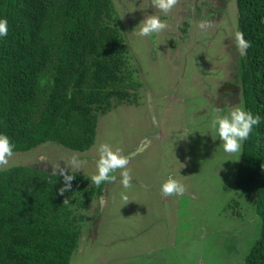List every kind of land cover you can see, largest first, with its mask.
Masks as SVG:
<instances>
[{"label":"rangeland","instance_id":"374dc122","mask_svg":"<svg viewBox=\"0 0 264 264\" xmlns=\"http://www.w3.org/2000/svg\"><path fill=\"white\" fill-rule=\"evenodd\" d=\"M112 1L139 90L98 115L89 150L45 143L14 152L0 167L64 168L91 179L99 144L127 157L129 185L120 169L101 184L69 264H242L258 221L244 203L234 209L244 200L235 183L241 152L224 153L210 127L217 110L242 104L235 1L176 0L167 13L152 0ZM151 14L166 27L142 37L135 27ZM73 156L83 161L79 170L69 163ZM170 176L183 193H159Z\"/></svg>","mask_w":264,"mask_h":264},{"label":"trees","instance_id":"16d2710c","mask_svg":"<svg viewBox=\"0 0 264 264\" xmlns=\"http://www.w3.org/2000/svg\"><path fill=\"white\" fill-rule=\"evenodd\" d=\"M234 1L250 44L239 59L242 105L261 117L241 148L235 183L244 200L234 209L244 203L258 221L242 264H264V0ZM0 16L9 25L0 39V131L13 153L45 143L89 150L98 115L140 87L113 1L0 0ZM71 174L61 193L59 172L0 167V264L70 263L101 188Z\"/></svg>","mask_w":264,"mask_h":264},{"label":"clouds","instance_id":"9594fccd","mask_svg":"<svg viewBox=\"0 0 264 264\" xmlns=\"http://www.w3.org/2000/svg\"><path fill=\"white\" fill-rule=\"evenodd\" d=\"M175 3L176 0H152V5L164 13H167ZM165 27L166 23L159 15L151 14L147 15L139 22L135 29L138 30L140 36L149 37L153 33L160 32ZM8 30L9 25L7 18L0 16V39L7 36ZM235 41L240 53L244 54L250 44L244 39L243 33L237 32L235 34ZM40 83L43 86L45 81L41 80ZM217 111L218 114H216L211 121L210 127L212 135L219 139L224 153H240L244 141L253 133L255 126L260 123L261 117L258 114H253L250 110H246L242 104L232 107L228 111ZM14 148L15 145L10 137L6 133L0 131V165H6L8 163V159L13 155ZM97 152L99 158L95 161L96 172L91 176V181L97 186L102 183L112 182L116 179L115 171L120 169L122 170L121 183L127 187L131 179L125 167L128 164L127 157L122 155L119 149L113 150L111 145L107 143L99 144ZM69 163L73 169L79 170L83 161L73 156L70 158ZM59 175L64 181V186L59 189V191L63 193L66 189L71 187L70 182L75 176H73L71 172L66 174L64 168H59ZM184 190L185 186L180 180L171 176L161 185V191L165 195L173 193L179 195L183 193ZM66 202L67 201L64 200L63 203Z\"/></svg>","mask_w":264,"mask_h":264},{"label":"flooded vegetation","instance_id":"af4514ba","mask_svg":"<svg viewBox=\"0 0 264 264\" xmlns=\"http://www.w3.org/2000/svg\"><path fill=\"white\" fill-rule=\"evenodd\" d=\"M159 193H162V191H160ZM163 194V193H162Z\"/></svg>","mask_w":264,"mask_h":264},{"label":"crops","instance_id":"0c3cea01","mask_svg":"<svg viewBox=\"0 0 264 264\" xmlns=\"http://www.w3.org/2000/svg\"><path fill=\"white\" fill-rule=\"evenodd\" d=\"M176 99V98H175Z\"/></svg>","mask_w":264,"mask_h":264}]
</instances>
